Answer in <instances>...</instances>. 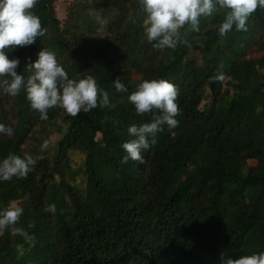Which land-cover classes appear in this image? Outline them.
<instances>
[{"label":"trees","instance_id":"trees-1","mask_svg":"<svg viewBox=\"0 0 264 264\" xmlns=\"http://www.w3.org/2000/svg\"><path fill=\"white\" fill-rule=\"evenodd\" d=\"M89 2L67 10L61 25L54 0H38L46 34L6 50L20 61L17 74L43 48L54 51L70 79L93 75L110 104L77 117L54 108L41 120L23 90H0V123L14 130L0 134V160L23 156L36 126L65 125L26 179L0 181V208L21 202L17 227L36 238L29 247L6 230L0 264H221L222 252L264 251V8L246 32L233 28L223 39V12L202 17L199 31L185 25L177 46L161 51L146 40L137 0ZM118 77L127 91L114 89ZM142 79L178 87L179 124L163 127L143 164L121 163V145L134 138L127 129L158 114L140 116L127 100ZM53 203L54 213L44 211Z\"/></svg>","mask_w":264,"mask_h":264},{"label":"clouds","instance_id":"clouds-1","mask_svg":"<svg viewBox=\"0 0 264 264\" xmlns=\"http://www.w3.org/2000/svg\"><path fill=\"white\" fill-rule=\"evenodd\" d=\"M145 14L144 33L148 43L157 50L172 49L181 40V29L190 25L191 30L199 31L200 19L223 12V20L218 27V35L223 39L235 28L237 31L248 30V20L258 8H264V0H137ZM38 0H0V90L9 96H17L23 90L30 107L39 113L41 120L48 119L50 109L61 108L66 114L77 117L79 113H88L97 107L110 104L109 92L101 88L93 75L82 78H69L68 72L58 62L54 51L43 48L34 62L25 64L24 71L17 74L19 59H9L6 50L30 46L39 37L46 34L41 20L33 9ZM264 74V69L260 70ZM27 73L25 76L23 73ZM213 79L223 81V74ZM117 92L127 89L118 77L113 81ZM179 89L166 79H142L128 95V102L136 114L143 116L154 114L151 122L139 126L133 124L127 131L133 139L124 142L121 147L126 153L121 163L130 160L144 163L142 152L157 143V134L166 125L175 129L180 114L177 104ZM110 118L104 117L107 121ZM0 134L12 136L13 128L0 123ZM48 141H44L41 150H47ZM37 163L29 154L23 156L9 153L0 160V181L13 178L26 179ZM54 213L56 205L49 204L44 209ZM23 207L16 202H9L0 208V236L10 231L13 236H21L29 247L35 246L36 238L24 228L17 227ZM35 221L28 224L34 228ZM23 254V245L17 246ZM221 264H264V251L230 258L226 253L220 254Z\"/></svg>","mask_w":264,"mask_h":264},{"label":"rangeland","instance_id":"rangeland-1","mask_svg":"<svg viewBox=\"0 0 264 264\" xmlns=\"http://www.w3.org/2000/svg\"><path fill=\"white\" fill-rule=\"evenodd\" d=\"M90 0H54V8H55V14L56 17L60 20L61 25H65L66 23V17H67V10H76L78 5L82 4H90ZM256 56H260V53L255 52ZM206 102V101H205ZM204 104V102L202 103ZM65 129V125L63 124V121L61 119H57L54 124L50 126H45L43 124L38 125L34 128L32 135L26 140V142L22 145V151L23 154H29L33 158H41L43 157L45 151L41 150V145L44 141H48L49 146H51V151H49V154L53 151V148L57 141L61 138L63 135ZM73 160L79 164L81 161V154L78 155V153H74L72 156ZM251 166L256 164V162H249ZM17 203V202H16ZM19 206L21 202L17 203Z\"/></svg>","mask_w":264,"mask_h":264}]
</instances>
